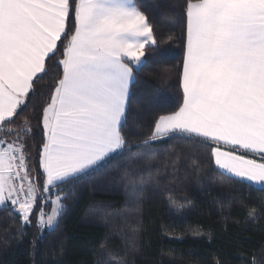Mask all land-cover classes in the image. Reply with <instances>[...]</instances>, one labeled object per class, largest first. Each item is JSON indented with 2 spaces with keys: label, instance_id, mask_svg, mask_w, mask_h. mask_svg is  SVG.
Wrapping results in <instances>:
<instances>
[{
  "label": "snow or ice",
  "instance_id": "1",
  "mask_svg": "<svg viewBox=\"0 0 264 264\" xmlns=\"http://www.w3.org/2000/svg\"><path fill=\"white\" fill-rule=\"evenodd\" d=\"M184 15L182 104L159 115L137 147L195 138L211 148L221 175L264 186V0H185ZM61 41L62 76L43 108L35 177L22 142L27 119L20 131L8 129L14 139L0 137V205L10 203L23 227L39 203V230L58 223L62 185L128 148L122 131L134 71L156 44L135 0H0V131L14 122ZM41 177L42 190L34 182Z\"/></svg>",
  "mask_w": 264,
  "mask_h": 264
},
{
  "label": "trees",
  "instance_id": "2",
  "mask_svg": "<svg viewBox=\"0 0 264 264\" xmlns=\"http://www.w3.org/2000/svg\"><path fill=\"white\" fill-rule=\"evenodd\" d=\"M135 3L148 16L156 44L134 71L122 131L130 150L62 185L65 207L50 230L36 227L39 203L23 227L11 205H0V264H264V188L221 175L211 148L195 138L137 147L159 115L182 104L186 17L185 0ZM64 42L34 79L14 122L0 131L11 141L27 119L30 132L22 142L33 177L40 171L43 108L62 76ZM9 128L15 130L10 136ZM34 182L42 190L43 178Z\"/></svg>",
  "mask_w": 264,
  "mask_h": 264
},
{
  "label": "crops",
  "instance_id": "3",
  "mask_svg": "<svg viewBox=\"0 0 264 264\" xmlns=\"http://www.w3.org/2000/svg\"><path fill=\"white\" fill-rule=\"evenodd\" d=\"M38 75H40V74H38ZM35 79V78H34ZM224 150H227V148H224ZM251 158V157H250ZM256 159H259V157H255ZM214 161V160H213ZM214 166L216 167V169L218 170V171H220L218 168H217V166L215 165V163H214ZM246 183H248V182H246ZM251 185H253V186H256V187H261V188H264V186H261V185H257V184H251Z\"/></svg>",
  "mask_w": 264,
  "mask_h": 264
},
{
  "label": "rangeland",
  "instance_id": "4",
  "mask_svg": "<svg viewBox=\"0 0 264 264\" xmlns=\"http://www.w3.org/2000/svg\"><path fill=\"white\" fill-rule=\"evenodd\" d=\"M9 205H10V203H9ZM43 230H50L49 228H47V227H45V229H43Z\"/></svg>",
  "mask_w": 264,
  "mask_h": 264
}]
</instances>
